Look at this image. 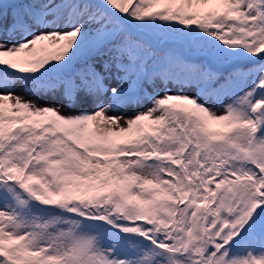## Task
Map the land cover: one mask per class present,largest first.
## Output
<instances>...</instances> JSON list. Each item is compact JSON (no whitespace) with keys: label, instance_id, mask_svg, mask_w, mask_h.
I'll return each mask as SVG.
<instances>
[{"label":"snow or ice","instance_id":"1","mask_svg":"<svg viewBox=\"0 0 264 264\" xmlns=\"http://www.w3.org/2000/svg\"><path fill=\"white\" fill-rule=\"evenodd\" d=\"M0 264H264V0H0Z\"/></svg>","mask_w":264,"mask_h":264},{"label":"rangeland","instance_id":"2","mask_svg":"<svg viewBox=\"0 0 264 264\" xmlns=\"http://www.w3.org/2000/svg\"><path fill=\"white\" fill-rule=\"evenodd\" d=\"M193 91H194V90H193ZM189 94H192V93L190 92ZM45 102H47L48 104H53V103H57L58 101L51 100V99H50V100H47V101H41L42 104L45 103ZM62 111H65V114H67V112H66L65 109H62ZM128 115H132V112L129 111V112H128Z\"/></svg>","mask_w":264,"mask_h":264}]
</instances>
